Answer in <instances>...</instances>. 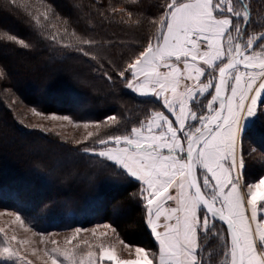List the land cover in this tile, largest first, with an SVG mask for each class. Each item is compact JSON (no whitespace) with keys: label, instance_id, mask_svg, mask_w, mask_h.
Segmentation results:
<instances>
[{"label":"snow or ice","instance_id":"1","mask_svg":"<svg viewBox=\"0 0 264 264\" xmlns=\"http://www.w3.org/2000/svg\"><path fill=\"white\" fill-rule=\"evenodd\" d=\"M161 11L149 22L155 38L119 71L114 69L128 89L154 97L159 108L126 134L105 139L90 131L78 142L92 138L96 147H85V153L110 162L140 184L138 198L158 250L137 246L128 252L132 258L124 259L99 244L98 251L77 259L79 245L67 247L82 231L76 228L64 248L51 241L54 247L44 252L45 264H62L59 257L67 264H264V177L243 181L241 147L246 123L264 112V31L248 33L247 0H165ZM107 121L116 123V117ZM16 221L23 224L18 214ZM217 221L224 227L217 228ZM92 233L96 236V229ZM209 238L222 239V261L201 254ZM16 240L6 236L8 246H0V257H20L11 246ZM83 243L93 248L87 240ZM22 259L32 264L26 256Z\"/></svg>","mask_w":264,"mask_h":264},{"label":"trees","instance_id":"2","mask_svg":"<svg viewBox=\"0 0 264 264\" xmlns=\"http://www.w3.org/2000/svg\"><path fill=\"white\" fill-rule=\"evenodd\" d=\"M247 2L248 28L263 31L264 0ZM164 3L0 0L1 209L18 211L41 230L108 222L125 243L157 251L136 179L85 153V147L96 146L94 140L75 144L21 125L14 106L96 120L115 116L105 135L138 126L159 105L153 97L131 92L114 69L119 71L155 38L149 22L162 15ZM242 145L243 178L256 181L264 174V112L244 131Z\"/></svg>","mask_w":264,"mask_h":264},{"label":"rangeland","instance_id":"3","mask_svg":"<svg viewBox=\"0 0 264 264\" xmlns=\"http://www.w3.org/2000/svg\"><path fill=\"white\" fill-rule=\"evenodd\" d=\"M264 27V25H263ZM249 34H256L258 35V31L247 29ZM130 90V89H129ZM133 92L132 90H130ZM135 93V92H133ZM137 96H141L135 93ZM141 97H152V96H141ZM154 98V97H153ZM210 99V96L208 97ZM264 97H262L263 100ZM155 99V98H154ZM80 100H75V103H78ZM14 104H16L14 102ZM264 107V105H261ZM16 108L17 119L21 125L26 126L27 128H34L40 130L42 132H51L54 133L62 138H65L72 143L79 144L78 142H84V138L87 136L88 132H93L94 135H99L101 138H107L108 136L116 135V134H104V130L109 131L108 128L110 124L114 125L115 123L111 121L105 120H96L91 118H78L73 117L68 113H61L56 111H42L37 109L33 106H27L24 104H16L14 106ZM78 107L76 106V109ZM35 110V112L33 111ZM79 111V110H78ZM39 112L41 115H36L35 113ZM259 111L257 112V115ZM53 115L55 116H68L69 120H62L56 119L53 120L50 117ZM257 117V116H256ZM256 117L249 120L246 125L244 131L252 125L253 121ZM88 124V127L85 128L84 125ZM99 126V127H97ZM89 140H93L89 138ZM88 140V141H89ZM96 147V146H93ZM92 147V148H93ZM243 148V145H242ZM90 153V152H89ZM240 151L238 149V155ZM264 177V174L261 176ZM260 177V178H261ZM259 178V179H260ZM135 179V178H134ZM258 179V180H259ZM256 181H247L243 178L245 183H254ZM20 215L21 219L23 220V224L19 221H15V216ZM110 225V228H104L103 225ZM224 225L217 221V228H223ZM0 228H3L5 231L0 233V246H8L6 241V236L8 240L15 235L17 240L11 241V246L13 249H18L20 252L19 258H8V257H0V264H26V262L22 259L23 257H27L28 260L32 261V264H45L47 261V257L44 256V252L46 250H50L54 245L51 243L52 240H56L61 248L65 247V239L75 232L76 228H81L82 231L80 232L76 241H73V244L67 245V247H73L74 245H79L78 248H75V255L77 259L80 258L84 253L89 250L98 251L95 247L96 245L103 244L106 247H112L116 250L117 254L124 259L132 258L128 255L129 251H134V248L137 246L130 245L125 243L121 237L119 236L116 229L108 222L102 223H95L89 226H74L68 228H58V229H39L32 224V222L26 218H24L18 211L9 210V209H1L0 208ZM92 229H96V236H93ZM115 229V232L112 231ZM151 231V230H150ZM101 232L106 233L104 237H99ZM152 233V232H151ZM154 237V234L152 233ZM155 239V238H154ZM27 240L28 243L26 244H19L18 241ZM87 240L89 244L93 245V248L89 249L87 245L83 243V241ZM156 241V240H155ZM157 243V250H158V242ZM129 245V249H125L124 245ZM222 239H213L209 238L208 246L202 255L205 256H212L217 261L223 260L222 255ZM140 247V246H139ZM36 249V254L33 255L32 250ZM62 261V264H67V261H63L62 257H59ZM50 264V262H49Z\"/></svg>","mask_w":264,"mask_h":264},{"label":"water","instance_id":"4","mask_svg":"<svg viewBox=\"0 0 264 264\" xmlns=\"http://www.w3.org/2000/svg\"><path fill=\"white\" fill-rule=\"evenodd\" d=\"M264 31V30H263Z\"/></svg>","mask_w":264,"mask_h":264}]
</instances>
